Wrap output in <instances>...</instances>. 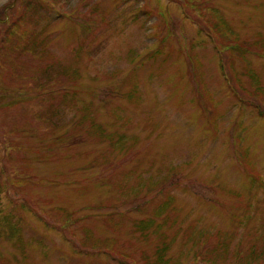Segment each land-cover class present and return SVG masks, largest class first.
<instances>
[{"label": "rangeland", "instance_id": "obj_1", "mask_svg": "<svg viewBox=\"0 0 264 264\" xmlns=\"http://www.w3.org/2000/svg\"><path fill=\"white\" fill-rule=\"evenodd\" d=\"M0 19V264H264V0Z\"/></svg>", "mask_w": 264, "mask_h": 264}, {"label": "trees", "instance_id": "obj_2", "mask_svg": "<svg viewBox=\"0 0 264 264\" xmlns=\"http://www.w3.org/2000/svg\"><path fill=\"white\" fill-rule=\"evenodd\" d=\"M40 1H43V0H40ZM12 2H13V4H15V2H16V0H12ZM32 3L31 2H29L28 1V3H26V5L28 6V5H31ZM186 15V14H185ZM187 16V15H186ZM15 17H13V19H14ZM9 21H10V24H9V27L11 28L12 26H13V23H12V20H11V17H9ZM0 22H2V23H4V20L3 19H0ZM5 25V24H4ZM9 32V31H8ZM7 32V33H8ZM6 36H7V34H6ZM38 37H39V35L36 37V38H34V37H28L26 40H25V45H23V46H18V45H13L12 43H11V41H8L7 43H6V47L10 50V51H12V50H16L15 51V54H16V56L17 57H19V56H21L22 54H26V53H30L31 55H32V60L35 58V57H37V56H40V57H44L45 55L42 53V52H44V45H39V46H42V48L41 49H36L37 47H39V46H37V44L35 43V41L38 39ZM6 40V39H5ZM5 40H3V41H5ZM44 71H46V68L45 67H43L42 68V72H44ZM54 75H56V74H54ZM57 75H59V76H62L63 75V73H58ZM53 75H51V76H44L43 74H42V77H44L45 78V80H43V81H41V82H38V83H40V84H42V83H46L45 81H47V83L48 82H50L51 80H52V77ZM67 78L69 77L68 75L66 76ZM50 84H47V86H49ZM40 87V86H39ZM41 93H42V95L41 96H43L42 98H44L45 97V95L46 94H48L49 92H42L41 91ZM11 235H12V237L15 235L14 233H11Z\"/></svg>", "mask_w": 264, "mask_h": 264}]
</instances>
